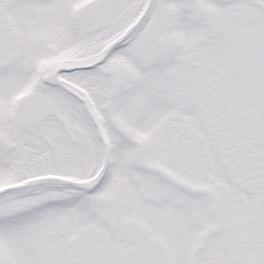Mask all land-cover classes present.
Here are the masks:
<instances>
[{
    "label": "snow or ice",
    "instance_id": "obj_1",
    "mask_svg": "<svg viewBox=\"0 0 264 264\" xmlns=\"http://www.w3.org/2000/svg\"><path fill=\"white\" fill-rule=\"evenodd\" d=\"M0 264H264V0H0Z\"/></svg>",
    "mask_w": 264,
    "mask_h": 264
}]
</instances>
